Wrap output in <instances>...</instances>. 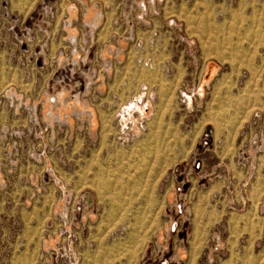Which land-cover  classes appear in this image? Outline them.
I'll return each mask as SVG.
<instances>
[{
  "label": "rangeland",
  "instance_id": "1",
  "mask_svg": "<svg viewBox=\"0 0 264 264\" xmlns=\"http://www.w3.org/2000/svg\"><path fill=\"white\" fill-rule=\"evenodd\" d=\"M109 28L139 87L117 111ZM213 57L264 100V0H0V264H264V112L239 175L198 159Z\"/></svg>",
  "mask_w": 264,
  "mask_h": 264
},
{
  "label": "crops",
  "instance_id": "2",
  "mask_svg": "<svg viewBox=\"0 0 264 264\" xmlns=\"http://www.w3.org/2000/svg\"><path fill=\"white\" fill-rule=\"evenodd\" d=\"M88 5H91L92 8L95 3ZM113 11L116 10L110 9V14ZM111 33L112 30L107 29L101 39L111 41L112 39L109 38ZM109 45L113 54L106 57L114 64L113 73L101 89L100 96L103 98H100V105H106L113 108V111H117L120 103L123 104L130 100L139 90L132 67V64L136 63V58L129 55L128 47H123L124 42L119 37L112 40ZM211 60L207 62L205 70V78L209 80L206 95L210 98L205 104L202 115L197 120L198 127L201 129V137L205 140L204 143L209 145L210 151L199 150L198 159L223 161V167H226L225 175H239L246 164V156L251 157L254 144L253 137L246 134V122L257 111L264 112V100L257 99V103L253 104L256 100L246 96L247 92H252L254 89L246 87L245 62L239 60L225 62L217 57H213ZM249 72L252 74L251 78H261L255 66L251 67ZM253 94L261 95L262 91H255ZM258 159L262 160V157L259 156ZM258 166L262 168V166ZM213 184L208 186L205 194L196 191V204H198L197 200L208 201ZM217 184H219L218 181ZM256 190L261 192L259 187ZM211 197L213 196L210 195Z\"/></svg>",
  "mask_w": 264,
  "mask_h": 264
}]
</instances>
